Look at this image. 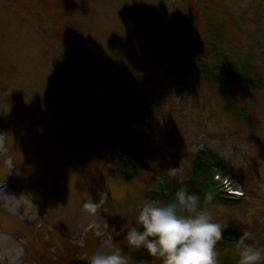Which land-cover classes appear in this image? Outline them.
Segmentation results:
<instances>
[{
  "label": "rangeland",
  "instance_id": "rangeland-1",
  "mask_svg": "<svg viewBox=\"0 0 264 264\" xmlns=\"http://www.w3.org/2000/svg\"><path fill=\"white\" fill-rule=\"evenodd\" d=\"M204 17L260 78L243 125L204 85L189 84L182 45L190 23L203 33L193 19ZM65 28L74 42L64 47ZM81 54L106 70L126 68L129 81L158 95L156 111L141 95L95 81L81 87L104 128L131 126L152 157L147 174L113 173L84 145L82 100L65 77ZM208 150L232 166L243 196L233 206L214 200L202 208L237 237L248 228L264 247V0H0V264H84L81 254L104 244L124 248L132 264H159L129 249L124 235L145 200L158 202L146 191L150 180L165 174L180 189L195 154ZM88 200L100 203L96 214L83 210ZM218 244L219 264H238L236 245Z\"/></svg>",
  "mask_w": 264,
  "mask_h": 264
},
{
  "label": "trees",
  "instance_id": "trees-1",
  "mask_svg": "<svg viewBox=\"0 0 264 264\" xmlns=\"http://www.w3.org/2000/svg\"><path fill=\"white\" fill-rule=\"evenodd\" d=\"M65 13L67 12L59 11L58 17L60 16L62 20H65L63 17ZM198 23L203 24V33L196 36L190 23L188 32H192V36L190 39L188 37L186 41L189 40L182 45L185 58L192 71L189 84L191 86L204 85L213 98L224 104L232 120L239 125H243L248 122L247 97L261 86L259 76L248 70L246 67L247 60H241L238 51H231V44H223L224 41L221 40L223 37L218 36L213 22L205 17L201 21L193 19V24ZM66 33L67 28L64 29L62 39L59 40L61 46H64L65 43L71 44L70 42H74L67 39ZM78 58L77 70L69 72L65 77L67 83L77 85L78 89L75 91L74 98L82 100L77 118L80 135L83 140H86L84 145L88 144L93 154L113 173L119 172L129 178L147 174L148 170L151 169L150 166L153 165L152 157L149 158L144 148L142 149L138 145L139 143L135 141V133L130 130V125L123 123L124 125L117 126V129L113 130L107 127L105 129L101 125L102 117L91 109L85 98V92L81 91V87L95 81L96 84H105L106 87L115 88L128 94H130L131 87H133L144 93L151 92L155 97H158V95L153 89L145 88L147 85L138 80L129 81L123 75L127 72L126 68L106 70L103 65L93 64L90 55L81 54ZM90 65L93 66L94 74L89 69ZM101 70H103V76L99 73ZM101 78H105V80H101ZM85 90L84 87L83 91ZM149 104L152 105L150 102ZM155 106L154 109L159 111L160 105L156 103ZM83 109H87V111L82 113ZM205 156L209 163L204 162ZM224 162L220 155L214 154L210 150L204 155L197 153L193 157L186 183L181 188L197 194L200 197L201 208L205 203L208 204L214 200L230 206L238 204V202L234 203L230 200L224 192L216 190L211 181L212 174L220 172L222 176L233 177L241 185L240 177L233 172L232 166L226 165ZM157 177L162 178L166 195L162 194L157 186ZM173 179L167 178L165 174H159L150 180L148 184L151 185L147 187L146 191L149 196L158 202L170 201L175 191H177V182L176 179ZM73 264H76V262Z\"/></svg>",
  "mask_w": 264,
  "mask_h": 264
},
{
  "label": "clouds",
  "instance_id": "clouds-1",
  "mask_svg": "<svg viewBox=\"0 0 264 264\" xmlns=\"http://www.w3.org/2000/svg\"><path fill=\"white\" fill-rule=\"evenodd\" d=\"M102 203L106 194L101 193ZM100 203L88 200L83 210L96 214ZM236 242L238 264H264V247L257 246L253 233L240 229ZM127 247L142 250L161 264H219L216 245L223 239V227L200 207V197L184 188L175 191L167 202L145 200L139 207L135 226L127 229ZM84 264H132L124 248L104 244L80 256ZM137 264H149L140 260Z\"/></svg>",
  "mask_w": 264,
  "mask_h": 264
}]
</instances>
